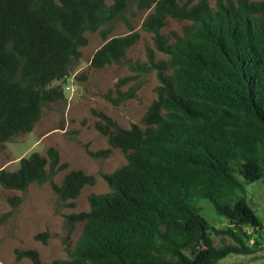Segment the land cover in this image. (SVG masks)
<instances>
[{"label": "trees", "instance_id": "trees-1", "mask_svg": "<svg viewBox=\"0 0 264 264\" xmlns=\"http://www.w3.org/2000/svg\"><path fill=\"white\" fill-rule=\"evenodd\" d=\"M152 11L142 29L153 34L158 60L130 66L104 98L115 107L136 97L141 75L156 70L159 86L142 125L120 126L92 110L95 129L109 148L88 151L107 158L119 150L126 164L102 174L110 191L89 196L90 209L66 217L69 234H82L67 259L45 263L37 250H16L32 264H220L230 255L264 250V222L247 187L264 180V0H138ZM128 0H0V153L16 136L30 133L43 107L64 97L54 81L66 79L99 30L104 44L90 65L102 69L125 59L140 35L124 16ZM122 19L129 33L109 37ZM188 23L171 38L168 20ZM106 27V28H102ZM134 82L126 91L121 88ZM68 168L59 152L24 157L15 171L0 170V185L25 192L49 183L58 202L75 208L96 178ZM21 197L10 202L16 206ZM210 203L228 224L217 226L198 207ZM8 214L0 216L2 223ZM46 234L36 236L44 239ZM45 241V240H44Z\"/></svg>", "mask_w": 264, "mask_h": 264}, {"label": "rangeland", "instance_id": "rangeland-1", "mask_svg": "<svg viewBox=\"0 0 264 264\" xmlns=\"http://www.w3.org/2000/svg\"><path fill=\"white\" fill-rule=\"evenodd\" d=\"M196 1L199 0H193ZM206 1L210 6L216 7L218 0ZM137 4L138 0H128V7L124 12L134 31L140 35L138 42L128 50L125 59L102 69L92 68L91 58L104 41L99 30L86 32L87 45L81 48V58L73 63L69 76L51 84L61 88L64 97L46 104L33 131L16 136L5 144L0 153V170L15 171L22 158L29 157L34 152L46 156L50 148H55L59 152L61 163L68 164V168L54 176L56 184L60 185L65 174L71 170H82L96 178L93 186H86L82 190L75 208L60 204L49 183L32 184L25 192L8 190L0 185V216L8 214L0 223V264H32L26 258L20 261L15 259L16 250L28 249L37 250L45 263L67 259L69 251L80 238L83 227L78 224L69 234L66 217L88 211L90 195L110 191L102 174H110L126 164L127 161L119 150L113 149L107 158L91 157L88 151L97 152L110 147L107 138L95 129L97 118L92 110L107 114L120 126L129 129L132 124L143 126L142 118L156 99V88L160 84L156 70L141 75L140 79L144 82L135 98L116 107L104 98L110 91L115 96V85L119 80L137 74L131 71L130 66L146 63L148 48L155 50L158 60L168 59L155 49L153 34L142 29V23L152 9L140 10ZM187 24L169 19L162 32L172 41V33L180 34ZM113 26L114 31L109 37L125 36L130 32L120 18L113 22ZM133 83L126 84L121 90L126 91ZM67 86L69 89H66ZM247 189L250 204L264 222V180L249 185ZM16 196L22 200L13 206L10 200ZM197 202L200 211L215 225L228 224L227 220L215 213L210 203L203 200ZM39 234L47 236L37 240L36 236ZM220 264H264V250L253 255H230L221 260Z\"/></svg>", "mask_w": 264, "mask_h": 264}, {"label": "built area", "instance_id": "built-area-1", "mask_svg": "<svg viewBox=\"0 0 264 264\" xmlns=\"http://www.w3.org/2000/svg\"><path fill=\"white\" fill-rule=\"evenodd\" d=\"M65 85H67V83ZM66 89H69V86H67Z\"/></svg>", "mask_w": 264, "mask_h": 264}]
</instances>
